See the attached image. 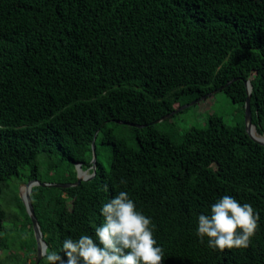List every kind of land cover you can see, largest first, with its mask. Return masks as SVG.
Returning a JSON list of instances; mask_svg holds the SVG:
<instances>
[{
    "label": "trees",
    "instance_id": "16d2710c",
    "mask_svg": "<svg viewBox=\"0 0 264 264\" xmlns=\"http://www.w3.org/2000/svg\"><path fill=\"white\" fill-rule=\"evenodd\" d=\"M248 80L264 135V0H0V195L13 179L76 183L77 163L92 173L98 132L92 179L32 189L46 253L94 237L102 206L124 191L155 225L163 264H264V146L245 129ZM214 91L239 106L236 123L152 124ZM225 195L260 215L247 249L197 236L198 216ZM16 203L26 231L6 230L0 208V251L16 245L24 254L11 261L26 264L37 244Z\"/></svg>",
    "mask_w": 264,
    "mask_h": 264
},
{
    "label": "clouds",
    "instance_id": "9594fccd",
    "mask_svg": "<svg viewBox=\"0 0 264 264\" xmlns=\"http://www.w3.org/2000/svg\"><path fill=\"white\" fill-rule=\"evenodd\" d=\"M100 211L103 223L95 228L94 237L64 239L63 255L45 254L48 264H163L164 249L155 239V225L126 192H119ZM259 221L250 203L225 195L211 206L210 214L198 216L197 236L201 243L207 238L208 247L221 252L247 249Z\"/></svg>",
    "mask_w": 264,
    "mask_h": 264
},
{
    "label": "rangeland",
    "instance_id": "374dc122",
    "mask_svg": "<svg viewBox=\"0 0 264 264\" xmlns=\"http://www.w3.org/2000/svg\"><path fill=\"white\" fill-rule=\"evenodd\" d=\"M238 110L239 106L237 104H234L225 93L218 91L211 94L207 99H204L197 104L179 111L173 116L171 120L176 123L181 130L189 129L192 126H204L211 114L222 116L225 118L226 122L234 124L240 119ZM99 151L100 155L103 156L105 154L104 152H106V148L100 145ZM42 159L43 157L39 158V160ZM46 171V168H42L43 175L46 174ZM87 173L90 174L91 169H88ZM25 184V182L20 183L19 180L13 179L10 182L9 188L5 189L0 195V208L5 211L6 215V219L3 223L4 228L6 230H11L15 234L19 233L22 235L26 231V217L22 209L16 203V197L19 196L23 201L22 198L25 197L26 192ZM64 196L66 197V195ZM25 212L28 213L27 208ZM15 254L23 256L24 253L22 250H20V248H16V245L13 247L10 245V248L7 252L0 251V263L14 264L11 259ZM31 258V262L37 259L35 256H32Z\"/></svg>",
    "mask_w": 264,
    "mask_h": 264
},
{
    "label": "water",
    "instance_id": "95a60500",
    "mask_svg": "<svg viewBox=\"0 0 264 264\" xmlns=\"http://www.w3.org/2000/svg\"><path fill=\"white\" fill-rule=\"evenodd\" d=\"M232 82H229L227 85H229ZM245 86H246V92H247V99H246V103H245V129L247 134L249 135V137L257 144H260L262 146H264V135H261L257 132V128L256 126L252 123V108H251V95H252V89L253 86L251 84V82L248 80L245 82ZM224 88V87H223ZM222 89V88H221ZM216 92V91H214ZM206 98V96L195 100L189 104H186L180 108H178L177 110L173 111L172 113H169L168 115H166L165 117L157 120L156 122L152 123V124H158L163 122L166 119H169L170 117H172L173 115H175L176 113H178L179 111H182L194 104H197L198 102L204 100ZM117 123L119 124H124V125H129L132 127H136V128H144L146 127V125H139V124H132V123H127V122H123V121H117ZM252 128H254V130H256V132L259 135L258 137H255L252 133ZM98 132H96L95 136H94V140L92 142V149H93V159H92V168H93V172L88 174L86 170L82 169V164L81 163H77L75 165L76 168V172H77V182L76 183H47V182H41L39 180H31L29 182H27L25 184L26 187V192H25V197H23V201L26 205L28 214L32 220V224H33V230H34V235H35V239H36V244H37V259L35 264H39L40 261L43 259V257L46 254L48 245L47 243L44 241V236L43 233L41 231L40 225L38 220L36 219L35 213H34V209L30 200V195L32 192L33 187L35 186H42V187H55V188H68V187H73V186H77L80 185L82 182L84 181H88L90 179H92L95 176L96 173V163H97V154H96V146H95V139L97 136Z\"/></svg>",
    "mask_w": 264,
    "mask_h": 264
},
{
    "label": "bare ground",
    "instance_id": "6f19581e",
    "mask_svg": "<svg viewBox=\"0 0 264 264\" xmlns=\"http://www.w3.org/2000/svg\"><path fill=\"white\" fill-rule=\"evenodd\" d=\"M252 133L255 137H258L259 138V135L258 133L256 132V130H254V128H252ZM87 171V170H86Z\"/></svg>",
    "mask_w": 264,
    "mask_h": 264
},
{
    "label": "flooded vegetation",
    "instance_id": "af4514ba",
    "mask_svg": "<svg viewBox=\"0 0 264 264\" xmlns=\"http://www.w3.org/2000/svg\"><path fill=\"white\" fill-rule=\"evenodd\" d=\"M36 258H37V255H36ZM36 261V259L34 260V262ZM26 264H31V261L27 262ZM35 264V263H34Z\"/></svg>",
    "mask_w": 264,
    "mask_h": 264
}]
</instances>
